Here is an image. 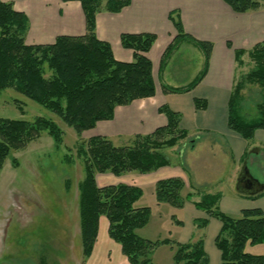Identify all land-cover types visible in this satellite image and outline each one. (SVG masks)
<instances>
[{"label":"trees","instance_id":"obj_1","mask_svg":"<svg viewBox=\"0 0 264 264\" xmlns=\"http://www.w3.org/2000/svg\"><path fill=\"white\" fill-rule=\"evenodd\" d=\"M73 1V0H64ZM82 5L86 19L83 35H59L55 42L28 44L26 36L30 27L28 15L15 8L13 1L0 0V91L13 87L28 98L55 112L78 134L96 127L99 121L112 120L118 106L129 105L134 100L153 97L156 82L153 63L148 53L157 41L153 32L122 33L123 47L133 50V60L120 61L115 57L112 45L98 37L97 16L100 12H120L131 5V0H75ZM239 14L258 11L264 0H223ZM177 35L166 48L160 68L181 39H190L205 53V65L195 79L184 86L161 82L163 92H187L206 76L214 43L199 40L187 33L179 9L169 13ZM229 47H233L230 41ZM237 67L243 65L247 53L253 66L242 79L235 77L229 100V127L249 140L257 129L264 128V40L250 49L236 48ZM49 70L51 71L48 74ZM260 87L262 100L258 113L249 118L242 113V90L246 83ZM203 99H195L197 108L206 107ZM159 111L167 116V124L152 133L133 134L116 143L105 135H93L77 144V157L82 161L83 177L78 182L79 215L84 260L93 252L97 240L100 219L109 221L111 239L121 245L122 253L130 264H155L153 251L161 244L172 245L175 264H209L204 238L189 242H172L169 239L153 241L139 235L151 218L152 208L139 207L137 202L144 190L138 185L124 182L99 185L98 174L111 173L122 176L137 172L147 174L172 165L165 154L166 148L177 146L188 138L189 132L181 126L182 114L168 105ZM43 132L50 135L57 148L64 141L63 129L52 119L36 117L34 120L0 119V173L7 158L38 139ZM68 162H72L66 155ZM12 163L19 162L13 157ZM180 177L160 179L155 186L159 203L182 208L192 200L195 192L187 191ZM220 193H203L194 204L208 217L196 220L206 227L209 217L222 223L216 238L221 251V264H264V254H252L247 245L264 243V212L261 208H247L235 217L220 208ZM181 224L183 221L177 220ZM44 264V262H43Z\"/></svg>","mask_w":264,"mask_h":264},{"label":"crops","instance_id":"obj_2","mask_svg":"<svg viewBox=\"0 0 264 264\" xmlns=\"http://www.w3.org/2000/svg\"><path fill=\"white\" fill-rule=\"evenodd\" d=\"M4 1H13L17 10L28 15L30 20L26 36L28 44H48L55 42L59 35L86 33L85 13L79 1ZM131 1V5L120 12H100L97 16V34L100 39L112 45L115 57L125 62L133 60V50L123 47L122 33L157 34V41L148 53L153 63L156 94L153 97L134 100L129 105L116 107L112 120L99 121L91 130L96 131V135L152 133L156 128L167 124V116L159 111L160 106L166 104L182 114L181 126L189 132L188 138L179 143L182 149L188 141L192 144L186 145L184 149L183 155L187 158V164L184 166L182 161H175L172 165L156 171L137 174L141 177H137V182L133 185L143 187L144 184L150 183L156 186L160 179L180 177L186 184L185 192L188 190L195 192L192 200L187 201L182 207H189L194 212L191 216L192 222L207 216L206 212H200L194 204L200 200L203 193H220L221 210L235 217L240 216L242 210L247 208H261L264 212V189L255 193L238 187L245 157L252 176L261 183L264 182V128L257 129L255 135L246 140L228 124L229 100L237 74L234 50L236 48L248 50L264 40V8L239 14L223 0ZM174 9L180 10L186 32L196 39L212 41L214 49L208 72L198 85L187 92L166 94L163 92L161 82L170 84V81L161 75L160 65L166 48L177 35V30L169 19V13ZM228 41L233 47L228 46ZM197 98L205 100L206 107L197 108L195 105ZM97 181L100 185L98 176ZM212 223L214 225L209 239L204 237L205 250L209 264H221V251L216 245V238L222 223L219 219L210 217L207 226ZM108 226L109 221L102 216L94 254L100 249L99 242L104 241L121 249L120 244L109 238L110 236L108 239L105 237ZM202 235L203 232L195 238L198 239ZM191 240L183 239L181 242ZM246 250L252 254H264V243L249 244ZM121 254L116 256L120 257L118 260L129 263L125 260L124 254Z\"/></svg>","mask_w":264,"mask_h":264},{"label":"rangeland","instance_id":"obj_3","mask_svg":"<svg viewBox=\"0 0 264 264\" xmlns=\"http://www.w3.org/2000/svg\"><path fill=\"white\" fill-rule=\"evenodd\" d=\"M205 59L200 46L190 39H181L165 66L160 68L161 75L169 78L173 85L190 84L204 68ZM243 60V65L237 67L239 79L244 78L253 66L247 53ZM242 94V113L249 118L255 117L262 100L260 87L247 82ZM39 116L54 120L64 131V141L57 148L53 138L43 132L26 148L14 151L7 158L0 173V264H130L118 260L120 257L117 258V254L122 253L120 247L108 245L105 241L102 244L99 242L98 247L102 250L96 248L95 254L92 252L89 259L84 260L78 199V182L84 173L82 161L77 157V144L96 135V131L87 130L78 134L55 112L15 88L0 91V119L34 120ZM105 136L121 143L130 135ZM186 145L192 144L188 141ZM179 146L182 145L166 148L165 154L171 163L182 161L186 166L187 158L183 155L185 147L182 149ZM66 155L70 156L72 162L67 161ZM13 157L18 160V167L13 165ZM242 165L249 169L246 157ZM137 174L143 173L131 172L121 177L111 173L98 174V179L101 186L118 182L135 184L137 177H141ZM154 187V184H144L143 196L136 204L152 208L149 223L138 230L140 236L153 241L169 239L181 242L190 238L193 241L203 232V238L206 236L209 239L213 223L202 228L196 222L199 218L192 222L194 212L189 207L177 208L168 203H159ZM199 211L205 213L204 210ZM177 220L183 223L179 224ZM105 237H109V233ZM173 255L172 245L161 244L153 251V261L155 264H175ZM124 258L128 260L126 256Z\"/></svg>","mask_w":264,"mask_h":264},{"label":"water","instance_id":"obj_4","mask_svg":"<svg viewBox=\"0 0 264 264\" xmlns=\"http://www.w3.org/2000/svg\"><path fill=\"white\" fill-rule=\"evenodd\" d=\"M241 177L239 178V186L241 189H246L249 192H259L264 189V184L254 178L247 167H244Z\"/></svg>","mask_w":264,"mask_h":264}]
</instances>
